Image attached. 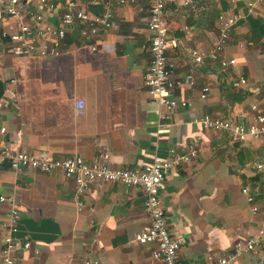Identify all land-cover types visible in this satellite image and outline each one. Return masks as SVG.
<instances>
[{
    "label": "crops",
    "instance_id": "obj_1",
    "mask_svg": "<svg viewBox=\"0 0 264 264\" xmlns=\"http://www.w3.org/2000/svg\"><path fill=\"white\" fill-rule=\"evenodd\" d=\"M185 1L166 0L164 20L173 40L167 58L174 77L193 75L189 85L172 92L187 99V107L159 116L162 107L144 85L151 56L148 1L117 5L97 51L80 37L79 26L68 29L56 56L22 57L0 49V98L9 102L0 106V148L80 155L88 163L102 159L126 168L194 145L196 156L170 171L160 194L169 231L183 239L178 256L189 263L231 253L239 241L264 231V138L236 141L196 121L209 114L247 124L256 112L264 113V0ZM80 2L93 12L102 9L100 0ZM248 2L255 3L251 11ZM220 13L240 15L222 54L236 63L225 69L207 59L196 64L187 49H211ZM239 77L248 83L233 87ZM204 86L209 90L201 98ZM78 99L84 101L81 113ZM2 195L0 225L15 208L18 244L31 240L30 249L12 254L14 264H162L152 260L151 244L135 240L149 223L138 187L97 181L77 194L75 181L60 170H14L2 162ZM2 233L0 226V248ZM233 264H264V242Z\"/></svg>",
    "mask_w": 264,
    "mask_h": 264
},
{
    "label": "built area",
    "instance_id": "obj_2",
    "mask_svg": "<svg viewBox=\"0 0 264 264\" xmlns=\"http://www.w3.org/2000/svg\"><path fill=\"white\" fill-rule=\"evenodd\" d=\"M143 0H100L102 9L93 12L85 9L80 0H0V49L15 56L51 57L60 53L59 45L66 37L68 29L79 26V35L91 51H97L102 33L110 30L114 24V7L117 5L138 6ZM147 30L149 32L150 61L144 73V85L152 101L162 107L158 110L161 118H168L180 107L189 105L187 99L175 96L172 92L192 82L193 75L188 71L182 78L174 77L173 65L169 63L167 51L172 46L164 20L166 0H147ZM192 0H186L189 3ZM254 2L246 3L251 11ZM240 15L220 13L217 18L216 35L211 49L202 51L188 47L187 53L196 64L207 59L225 69L235 65V58H225L222 54L227 46L232 30ZM251 44V42H248ZM244 46L243 43L240 44ZM0 53V63H1ZM14 81V79H11ZM247 79L239 77L231 85H246ZM208 86L201 90L200 97L205 98ZM9 102L0 98V106ZM75 108L81 113L84 101H75ZM203 129L224 130L233 140L246 141L252 138H264V113L256 112L252 120L245 124L231 118L202 115L196 120ZM4 131V128L1 129ZM197 154V148L190 145L185 152H177L171 148L168 157H154L150 163L141 167H114L100 159L88 163L80 155L65 157L54 156L48 150L19 151L8 147L0 148V163L9 162L14 170L29 168L41 173L60 170L65 177L76 183V192L81 194L97 181L120 182L128 187H138L144 195V206L148 218V226L135 234V240L141 244L152 245V260L162 264H233L243 253L255 251L264 242V231L252 235L244 242L239 241L231 253L205 261L184 263L178 256L183 239L171 234L168 229L167 215L162 206L160 194L165 189L164 180L170 171L189 163ZM261 168V164L256 165ZM246 190V189H245ZM247 191V190H246ZM5 197L0 196V201ZM247 200L252 210L257 206L251 194ZM7 220L2 223V245L0 248V264H14L13 253L20 249H30L31 240L22 239L18 244L20 212L12 208L7 213ZM96 263V261H93ZM90 261L87 262L89 264Z\"/></svg>",
    "mask_w": 264,
    "mask_h": 264
},
{
    "label": "water",
    "instance_id": "obj_3",
    "mask_svg": "<svg viewBox=\"0 0 264 264\" xmlns=\"http://www.w3.org/2000/svg\"><path fill=\"white\" fill-rule=\"evenodd\" d=\"M9 165V162H6Z\"/></svg>",
    "mask_w": 264,
    "mask_h": 264
}]
</instances>
